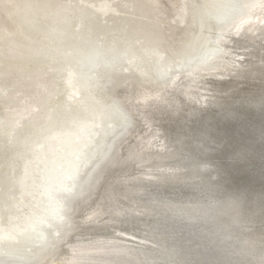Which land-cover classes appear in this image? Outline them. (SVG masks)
Here are the masks:
<instances>
[{"label": "bare ground", "instance_id": "bare-ground-1", "mask_svg": "<svg viewBox=\"0 0 264 264\" xmlns=\"http://www.w3.org/2000/svg\"><path fill=\"white\" fill-rule=\"evenodd\" d=\"M193 3L205 22L193 43L197 50L193 73L184 75L185 80L164 84L166 79L155 78L136 59L129 61L134 34L126 30L121 40L108 47L106 53L121 46L125 50L122 56L131 73L120 75L111 94L130 110L133 127L118 132L119 140L111 146L114 158L86 180L90 194H97L84 193L73 210L71 223L75 224L60 235L53 253L35 264H264V187H255L243 177L249 173L256 180L264 179V0ZM96 8L105 19L117 13L109 11H115L109 0L100 1ZM148 23L138 24L137 34L144 36L140 28ZM125 28H132L131 23ZM106 34L100 33L99 38ZM27 36L23 44L38 39ZM89 37L84 39L95 40ZM142 38L143 44H152ZM136 49H142V42ZM92 50L88 48V55L95 54ZM211 50L213 56H208ZM7 55L20 56L21 50L14 46ZM149 59L150 66H160V57ZM18 66L6 62L0 75L8 76ZM37 69L27 71L37 74ZM88 71L89 67L88 75L96 77ZM1 95L6 98L2 102H11L0 91ZM63 101L49 107L58 117L48 131L66 117L59 114ZM1 123L0 147L22 131L8 120ZM27 147L24 155L30 153ZM3 174L0 167V177ZM5 186L0 189V202L9 190ZM50 187L41 192L23 189L18 200L30 205L29 194L44 198L45 188ZM44 201L50 204L49 196ZM14 203L23 213L22 205ZM32 211L29 207V214H23L29 218ZM49 212L41 210L38 216L42 220ZM16 216L14 211L8 213L0 237L19 240L29 226L34 227L30 218L24 227H16Z\"/></svg>", "mask_w": 264, "mask_h": 264}, {"label": "rangeland", "instance_id": "rangeland-1", "mask_svg": "<svg viewBox=\"0 0 264 264\" xmlns=\"http://www.w3.org/2000/svg\"><path fill=\"white\" fill-rule=\"evenodd\" d=\"M100 1L102 0H0V67L9 61L19 64L17 70L11 72L12 74L0 75V91L6 94L11 101L8 103L0 101V122L4 124L8 120L12 126L18 125L17 131L25 127L29 133L27 144L31 140L30 148H28L30 153L24 155L22 146L15 147L6 160L4 170L9 176L6 182L9 190L4 193L5 200L0 202V233L6 227V218L10 211H14L17 215L14 220L18 223L16 227H24L30 218L35 223L34 227L39 228L36 222L41 221L38 212L50 210L49 203L44 201L49 194L46 193L44 198L29 194L27 200L30 205H27L25 200L19 201L18 196L23 193V189L27 192L32 189L41 192L44 191L42 189L45 186H54L56 189L68 186L64 176L69 173L68 171L75 160L77 161L79 154L85 155L89 146H93L94 136L101 133L100 117L96 113L100 110L112 113L111 107L106 105L101 96L94 91L97 78L86 72L88 70L86 62L91 61L93 57L87 53L89 47L91 50L95 48V54L106 53L111 43L123 38L126 30L134 34L130 42L133 52L129 61L136 59L139 67L149 69L143 66L150 64L149 58L168 56L162 67L158 66L159 71L172 70L164 84L179 83L186 79L184 75L193 73V62L197 57V50L193 49V43L205 22L199 15L193 0H109L115 10L110 9L109 11L117 13L107 19L96 13V7ZM132 5H137L138 9L134 10ZM86 12H91L87 13L88 19H86ZM146 21L149 23L140 28V32L144 31L143 35H145L137 34L138 30L135 27ZM67 22L70 23V27H65L68 25ZM127 23L132 25L129 30L125 28ZM101 31L107 34L99 38ZM28 34L37 35L38 39L32 44H23V39L28 40ZM86 36H91L89 38H95V40L88 42L84 39ZM142 37L152 41V44H143L144 38ZM140 42H142V49L137 51L136 45ZM48 44L52 45L50 49L47 47ZM14 46L18 52L21 50V55L6 56V52H12ZM71 51L73 56L69 57L68 54ZM122 51H125L123 46L119 47L116 52L122 55ZM40 52L42 54L39 57H34L33 54ZM144 54H148V57ZM207 55L213 56L212 50L208 51ZM190 60L193 62L187 64ZM139 61L144 64H140ZM122 62L124 69L128 63L126 64L125 59ZM35 66L38 68L37 74H29L27 70ZM91 71L96 73L93 69L88 72ZM13 84L16 87L11 91L9 86H14ZM24 88L27 93L21 96L20 92ZM81 92H84V96ZM62 99L64 103L59 114H64L66 117L61 124L48 131L47 126L58 117L49 107L52 104L58 105ZM116 119L119 118L116 117ZM112 121L106 122L104 127L107 128ZM42 132L44 135L41 138L32 139V136ZM8 134L9 132L5 134V137ZM22 134L24 133L20 131L16 135L15 144L17 146L26 139ZM117 135L118 132L110 137L111 146L118 142ZM79 160L81 161L82 158ZM83 161L81 165L84 164ZM64 162L66 165L62 164ZM98 163L95 164V168L89 170L88 175H85L87 179L96 175L99 168L102 169L103 164ZM62 183L64 186L61 188L55 187ZM83 187L81 194H78L70 204V209H68L70 217L73 216L78 198L83 197L86 191V186ZM5 188L6 186L3 189ZM14 202L22 205L24 214H29L27 212L29 207L33 208L34 211L30 212L31 216L28 218L21 211L19 212ZM50 204L52 205L51 200ZM43 215V219L46 220L50 216ZM70 224L71 218L70 221H63L59 226H54L50 230L52 238H55L53 251L59 244L60 235L67 228L72 227L68 226ZM30 227L25 230L26 237L33 239L34 236V239L38 238L41 241L42 232L38 234L39 231L36 230L32 233ZM30 234L33 235L30 237ZM56 243H58L57 246ZM30 246L28 243L25 244L23 251L28 250ZM40 250H42L39 253L41 257L38 261L53 253L52 250L50 252L43 248ZM38 261L34 260L28 264H35ZM0 264H17V262L0 260Z\"/></svg>", "mask_w": 264, "mask_h": 264}, {"label": "water", "instance_id": "water-1", "mask_svg": "<svg viewBox=\"0 0 264 264\" xmlns=\"http://www.w3.org/2000/svg\"><path fill=\"white\" fill-rule=\"evenodd\" d=\"M127 56V55H125ZM124 56L121 54H117V52L112 51L110 53H105V52H100L97 54H93V57L91 58V61H87L86 65L90 69H93L94 72H96V78H97V83L96 86L94 87L96 89V93L101 96V98L106 102L112 110V113L109 111L108 113H105V110H100V112L96 113L100 117L99 120V125H100V132L96 134L94 137V146L95 148L88 152L87 154H79V157L77 158V161L75 160V163L70 168L69 173L64 176L66 178V184L68 186H64L63 183L55 186L61 188L64 186L61 190L55 191L54 187H50L48 189L45 188V194H49V198L52 201V205L49 204L48 208L50 209V214L49 218L46 220L45 218L41 221H36L37 226L39 228L31 227L29 228L32 233H34L36 230L38 234L42 232V237L41 241L37 239H29L25 236L22 238H19V240H12L9 237H0V260H12L16 261L17 264H23V263H32L35 261H38L40 259V248H43V250H48L50 252L51 250L53 251V247H55V238L51 236L50 230L53 229L55 226H59L63 221L67 222L71 220H75L74 218L70 217L68 214V209H70V204L71 202L75 199L77 193L81 190L84 189L85 181H86V172L87 170H91L92 168H95V164L99 162L100 164H103V167H105L106 164L112 161L114 158V149L111 147V136L116 134L119 131L122 130H130L131 127H133L134 120L130 110L120 101V99H115L114 95L111 94L112 86L113 84H116L118 82V78H120V75H128L131 72L128 70V68L123 69V60ZM168 56L162 55L160 59H158V64L162 67V64L167 60ZM122 59V60H121ZM89 60V59H87ZM135 60V59H134ZM137 61V60H136ZM134 62V61H133ZM140 62V61H139ZM193 61L190 60L187 64L192 63ZM140 64H144L142 61ZM150 64H144L143 66L146 68H152L150 71L153 72V75L155 78L160 79H167L168 76H170L172 70L167 69L166 71H159L157 68V65L155 67L149 66ZM86 66V67H87ZM123 69V70H121ZM148 69V70H149ZM4 95L0 96V101L4 100ZM8 99V98H7ZM261 115L258 113L256 117H260ZM118 117L119 119H116ZM111 120L112 123H109V126L107 128L104 127V124L106 122H110ZM22 129V135L25 136V141H21V145H16L15 142H12V140H15L11 138V141H6L4 144L1 145L0 147V167L1 171L4 172L3 178L0 180V189L5 187V183L7 182L9 176L6 174L4 168L6 165L5 160L9 157V152L10 148H15V147H24V145L29 146L26 142L29 138V133L27 129L21 128ZM20 129V130H21ZM15 131V130H14ZM27 131V132H26ZM111 133L113 135H111ZM97 143V145H96ZM29 148V147H27ZM26 148V149H27ZM23 149V148H21ZM10 150V151H9ZM3 153V156H2ZM220 155H217L215 158L217 159H224L223 157H219ZM82 158L80 161L79 159ZM83 159H85L84 164L81 165ZM69 164V161H66ZM98 163V164H99ZM63 165H66V163H62ZM117 167V165H114ZM113 166V167H114ZM118 171V170H117ZM101 172V170H97V173ZM105 173L108 172V169L104 171ZM113 172L112 167L109 170V173ZM116 172V171H115ZM89 173H87L88 175ZM108 175V174H107ZM243 177L250 181L255 187H264V179L261 180H256V178L252 175L244 174ZM71 185V186H70ZM70 186V187H69ZM87 191V196L88 195H96V194H90V189L86 188ZM85 191V192H86ZM86 195V194H85ZM85 195L83 197H79L78 199L85 198ZM80 219V218H77ZM76 219V221H78ZM75 222H72L68 226L74 225ZM20 234L19 236H21ZM33 235V234H32ZM30 234V237L32 236ZM26 237V238H25ZM23 239H28L24 241ZM48 239L47 241H45ZM45 241V242H43ZM31 245L28 250L23 251V246L25 244ZM43 243V244H42ZM9 244V245H8Z\"/></svg>", "mask_w": 264, "mask_h": 264}]
</instances>
